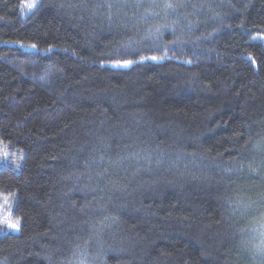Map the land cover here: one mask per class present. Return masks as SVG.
<instances>
[{
  "label": "trees",
  "instance_id": "trees-1",
  "mask_svg": "<svg viewBox=\"0 0 264 264\" xmlns=\"http://www.w3.org/2000/svg\"><path fill=\"white\" fill-rule=\"evenodd\" d=\"M25 2L0 0V264H264V0Z\"/></svg>",
  "mask_w": 264,
  "mask_h": 264
},
{
  "label": "snow or ice",
  "instance_id": "snow-or-ice-1",
  "mask_svg": "<svg viewBox=\"0 0 264 264\" xmlns=\"http://www.w3.org/2000/svg\"><path fill=\"white\" fill-rule=\"evenodd\" d=\"M36 0H31V2L26 4V9L27 10H31L34 9L36 7ZM178 5H174L172 2L166 3L165 7L169 8V9H173L175 7H177ZM168 25H163L161 27H158L156 29L157 33H161L162 35V29H166L168 28ZM159 39V37H157ZM173 45L176 44H180L182 43L179 39V37H177L176 39L172 40L170 42ZM32 48H36L37 46L35 44H31L29 45ZM47 51H51V49L49 48ZM160 51L163 52L162 55H151V56H142L140 60H133V59H128V58H123V59H117L113 62V67L116 68H131L133 65H137V64H141L145 61H153V62H162L164 60L167 59H173L174 57H170L168 55V46L165 45L164 49H160ZM134 55H139V53H134ZM187 63H191V61H186ZM255 61H253L254 63ZM0 143H2V141H0ZM3 156L6 158L8 157V153L5 151L3 153ZM256 171V170H253ZM3 195V194H0ZM0 223L4 224L7 226L8 229H12V230H16L19 231L21 228V220L19 218H13V214H12V205L9 201V197L7 195H3V202L0 203ZM264 243V242H262ZM259 247V246H258ZM262 251H264V247L261 248Z\"/></svg>",
  "mask_w": 264,
  "mask_h": 264
},
{
  "label": "rangeland",
  "instance_id": "rangeland-1",
  "mask_svg": "<svg viewBox=\"0 0 264 264\" xmlns=\"http://www.w3.org/2000/svg\"><path fill=\"white\" fill-rule=\"evenodd\" d=\"M40 0H36V5L39 3ZM31 2V0H26V2L24 3L23 7H24V12L25 13H30L31 11H33L34 9H31V10H27L26 9V4ZM7 152L8 153V157L6 158L5 160V157L3 156V153L4 152ZM18 161L19 159L17 158L16 156V153H10L7 149V147H5L2 143H0V168L3 167L4 165H10V166H13V167H18ZM11 205H12V214H13V218H15L14 216V206H13V202L11 199H9ZM3 202V198L0 197V203ZM19 234L20 233V230L19 231H16V230H12V229H8L6 225L0 223V236H3V235H6V234ZM262 240L261 242H264V225H263V228H262V235H261ZM262 245L264 246V243H262Z\"/></svg>",
  "mask_w": 264,
  "mask_h": 264
}]
</instances>
